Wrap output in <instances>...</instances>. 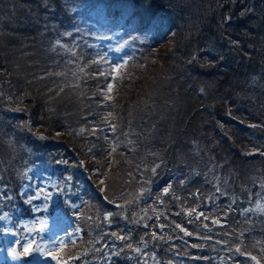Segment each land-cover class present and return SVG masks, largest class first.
I'll use <instances>...</instances> for the list:
<instances>
[{
	"label": "trees",
	"instance_id": "obj_1",
	"mask_svg": "<svg viewBox=\"0 0 264 264\" xmlns=\"http://www.w3.org/2000/svg\"><path fill=\"white\" fill-rule=\"evenodd\" d=\"M91 13L159 35L122 58L66 37ZM48 166L66 264H264V0H0L11 226Z\"/></svg>",
	"mask_w": 264,
	"mask_h": 264
},
{
	"label": "rangeland",
	"instance_id": "obj_2",
	"mask_svg": "<svg viewBox=\"0 0 264 264\" xmlns=\"http://www.w3.org/2000/svg\"><path fill=\"white\" fill-rule=\"evenodd\" d=\"M114 5L117 9L122 10L123 15L128 13L126 4L117 3ZM86 15L88 14L79 17V20L77 19L69 26V30L65 33L66 37L77 38L83 46L108 44L111 52L120 58L125 55L126 48H132L133 42H152L159 35V31L157 33L153 31V27V30L150 28L146 32L140 31L138 25L134 23L136 20L128 22L127 27L123 28L122 25L111 22L110 17L103 14L101 16L94 13ZM124 20L122 18L125 24ZM165 47H167V43L162 46V48ZM111 90L110 85L108 91ZM20 169L23 172V185L28 175V169L25 166H21ZM54 170L56 168L50 166L47 169L42 168L39 170L41 173L37 175V178L41 181L39 184L42 190L40 192L41 197L38 199V208L35 210L32 219H23L19 225L12 224L11 226L9 216L5 213L1 214L0 217H3V219H0V264H52L51 259H54L55 264H64L63 261L66 264L68 261L61 256L62 248H65L62 243H66L67 239L57 238L58 236H54L55 233L50 234L49 231L54 230L62 211L59 206H56L57 199L48 188L50 184L54 185L55 176L50 175ZM23 186L31 185L25 184ZM96 190L99 191L96 188L93 191ZM259 209L262 211L264 207L261 206ZM42 221L44 222L43 231L40 230ZM29 244H31V250L25 254L24 248L28 247ZM58 245L62 248L57 249ZM37 246L40 247V252L35 250ZM12 248H15L17 253L21 254L18 259H13L11 255Z\"/></svg>",
	"mask_w": 264,
	"mask_h": 264
},
{
	"label": "snow or ice",
	"instance_id": "obj_3",
	"mask_svg": "<svg viewBox=\"0 0 264 264\" xmlns=\"http://www.w3.org/2000/svg\"><path fill=\"white\" fill-rule=\"evenodd\" d=\"M153 171H154V170H153ZM69 179H70V178H69ZM164 192L167 193V192H168V189L165 188V189H164ZM0 219H3V217H0ZM43 226H44V222L42 221V222H41V229H40L41 231H43ZM177 227H179V225H178ZM30 250H31V244H29L28 247H25V248H24V253L26 254V253H28ZM35 250H36L37 252H40V251H41V249H40L39 246H37ZM11 255H12L13 259H18L19 256H20L21 254H20V253H17V251H16L15 248H12V249H11ZM54 258H55V257H54Z\"/></svg>",
	"mask_w": 264,
	"mask_h": 264
}]
</instances>
